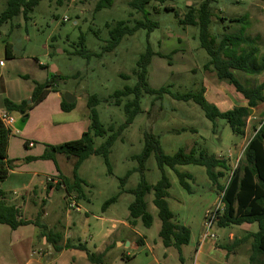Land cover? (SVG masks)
Here are the masks:
<instances>
[{
	"label": "rangeland",
	"instance_id": "obj_1",
	"mask_svg": "<svg viewBox=\"0 0 264 264\" xmlns=\"http://www.w3.org/2000/svg\"><path fill=\"white\" fill-rule=\"evenodd\" d=\"M96 1L62 0L59 4L57 0H40L29 13V19L25 20L20 14L1 24L0 60L6 63V67L3 68L4 75L2 81L0 79V85L5 84L16 91L27 84L23 82L21 74H27L36 82L45 78L50 81L54 77L53 86L62 96L65 93L77 96V107L71 115L63 114L61 120L64 122L82 118L87 111L84 106L87 95L95 94L99 99L95 109L106 134L93 138L94 147H98L125 121L123 105L132 99L133 95L123 97L121 104L116 105L113 103L112 94L125 86L135 85L136 77L132 71L148 43L154 52L168 55L161 57L155 54L151 57L147 68V82L151 88L170 86L173 92L204 89L207 100L221 110L245 104L242 95L236 92L232 85L217 80L213 71L203 69L209 56L199 44L198 27L180 22L186 13V7H197L201 0H166L163 3L151 1L141 12L132 10L128 6V0H114L110 7L94 11ZM4 7L5 1L0 0V12ZM166 7L171 9L167 10ZM210 10L212 16L209 32L212 37L218 39L217 36L221 33L237 32L243 27V34L256 40L255 58H264V0H212ZM144 16L156 21L157 27L149 33L146 29H138L132 35L124 36L112 51L103 50L108 40L107 24L124 20L132 25L134 20ZM221 17L226 20H220ZM231 17H240L243 22L230 23L228 19ZM82 38L85 48L92 53L89 58L78 52ZM5 42L12 44L14 53L24 58L11 65L3 55ZM245 47L247 46L242 44L239 49ZM123 75L128 77L124 78ZM235 75L247 85L264 81V71L259 75H246L236 71ZM41 105L30 116L28 127H33L35 119L56 105V100L54 96H50ZM139 106L140 110L132 123L117 136L111 146L108 156L111 170H108L103 158L95 154L84 159L78 167L77 173L86 184L82 185L85 197L77 200V210L67 209L65 202L60 203L63 193L54 190L53 199L57 201V212L62 221L66 220L70 226L66 229L68 237L76 241H87L91 250L95 244L97 246L103 241L104 233L110 226L109 222L100 221L97 216L109 214L128 221V206L134 199L129 190L134 189L140 181L139 172L134 170L138 163L133 159V155L140 153L143 148L144 132L158 137L165 154H173L179 148L189 151L194 146L197 152L203 150L209 155L214 154L220 159H225L228 170L218 179V182L225 184L231 170L241 160L254 127H259L264 120L263 102L252 109L246 121L244 135L238 136L231 132L223 119L216 120L213 132L211 122L192 101L176 100L168 94L155 98L142 92ZM12 114L18 121V112ZM19 119L22 121L25 118L20 116ZM42 133L45 139L37 141L35 150L41 149L44 152L48 145L58 144L50 142L63 138L57 130L48 126ZM15 148L10 158H18L27 152L23 142ZM75 160V157L67 158L63 154L55 156L60 170L70 177ZM49 163L51 164L45 159L38 161V164H42L46 169ZM176 168L180 172L191 174L192 178L187 179L190 191L179 184L178 176L172 169L165 167V174L170 181L166 201L174 215V222L189 229V242L180 249L174 246L165 247L162 244L158 235L161 222L152 203L153 193L150 191L144 198L146 209L152 216L151 225L145 227L140 219H136L134 231L123 224H117L120 239L138 241L143 236L145 243L124 247L127 243L125 241L124 246L112 250L106 257L105 264H194V251L204 231L205 214L216 206L223 205L221 195L206 175L204 166L185 164ZM128 171L130 173L121 183V178ZM160 175L155 157L151 154L145 163V180L149 184H155ZM44 194L43 191L42 196ZM114 195H117L116 200L103 209V203ZM107 208L108 212L105 213ZM242 228V225H214L215 237L212 241L221 243L224 247L222 250L213 248V251L223 256L227 250L233 254L237 250L241 252L250 248L251 237L236 239L243 236ZM250 228L257 231L256 223L250 224ZM229 233L235 234L233 240L229 239ZM123 252H129L130 260L122 257ZM197 264L209 263L199 261Z\"/></svg>",
	"mask_w": 264,
	"mask_h": 264
},
{
	"label": "trees",
	"instance_id": "obj_2",
	"mask_svg": "<svg viewBox=\"0 0 264 264\" xmlns=\"http://www.w3.org/2000/svg\"><path fill=\"white\" fill-rule=\"evenodd\" d=\"M4 1L5 7L0 12V25L20 14L25 20L29 19V13L40 0ZM113 1L97 0L94 11L110 7ZM151 1L163 3L166 0H128V6L134 11L141 12ZM57 2L60 4L62 0H57ZM211 2L212 0H201L197 7L188 5L186 7V13L180 19V22L198 27L199 44L209 56L203 65V69L213 71L217 80L232 85L235 91L242 95L245 104L235 105L226 110H221L207 100L204 95V89L173 92L170 90V86H162L157 89L151 88L147 82V68L150 64L151 57L155 54L161 57H167L168 55L154 52L148 43L145 52L141 53L136 61V68L132 71V74L136 77L135 85L132 87L125 86L121 90L114 91L112 94L114 99L113 103L116 105L121 104L123 97L133 95L132 99L127 100L123 105L126 119L119 125L117 131L114 132L113 128L110 127V130L113 132L98 147H94L93 138L104 136L106 130L100 122L95 109L99 99L95 94H89L86 97L90 120L88 129L83 131L77 139L56 145H48L41 155L30 156L25 160H52L57 168L55 154H63L67 158L75 157L76 160L73 165L71 177L59 173L57 177L60 179V182L55 187L62 188V185L65 194L75 193L77 200L83 199L85 194L82 185L86 184V181L79 177L77 173L78 167L84 159L95 154L100 155L107 165L108 170H111L108 160L111 146L117 136L132 123L138 114L142 92L153 95L155 98H161L163 94H168L176 100L192 101L200 107L204 116L211 122L213 132L215 131L216 120L223 119L233 134L238 136L244 135L246 121L252 109L264 102V81L254 85H247L236 77L235 72L239 71L246 75H259L264 71V58H255V53L257 52L256 40L245 36L241 30L243 27L237 32L221 33L217 36L218 39L210 35L209 26L212 16L210 10ZM166 9H171V7H166ZM220 20H226V18L221 17ZM228 21L230 23H242L243 19L240 17H231ZM107 27L108 40L103 50L112 51L124 36L132 35L138 29H146L149 33L157 27V22L149 20L144 16L142 19L134 20L132 25L127 24L124 20H119L112 24H107ZM80 43L81 48L78 52L84 57L89 58L92 53L85 48L83 38ZM4 44L5 57L8 59L13 58L10 45L7 42ZM242 44L247 47L239 49ZM123 77L127 78L128 75H123ZM54 81L55 79L52 77L50 81L46 79L43 82H35L29 103L26 100L16 103L7 98H3V107L9 112H19L25 116L28 110L40 103L50 90L57 91L53 87ZM74 106V101L68 103L62 98L60 104L62 111L68 112ZM190 130L195 132L194 129ZM10 135L11 130L5 127L0 121V224H6L11 229H16L19 226L33 223L40 228L41 235L46 238L52 250L55 252H59L62 248H76L86 253V258L91 264H105V252L97 253L91 251L85 242L77 240L72 243L69 238H67L63 245L60 244L59 242L62 239L61 233L48 230L47 226L43 223L20 218L18 208L13 205H8L2 200L5 193L1 189V182L5 180L10 169L13 167L11 160L7 158V145ZM143 137L144 143L141 152L133 155V159H136L138 163L137 168L134 170L139 172L140 181L134 189L129 190L134 195V199L128 206V223L134 226L136 219H140L145 227L151 225L152 216L146 209L144 197L148 192L152 191V203L157 209V216L161 222L158 235L162 244L165 247L174 246L177 249L187 244L190 239V231L186 226L174 222V215L166 201L170 181L165 174L164 168L168 167L172 169L178 176L179 184L187 191H190L187 179L192 178L191 174L180 172L176 167L185 164L201 165L205 167L206 175L221 195L223 207L222 211L218 213L216 225L218 227H228L243 223H256L257 231L246 234L242 240L248 237L252 238L249 264H264V120L260 123L259 127H254V132L243 150L241 160L231 170L225 184L218 182V179L225 175L224 171L228 170L225 159H220L214 154L209 155L203 150L197 152L194 146L189 151H186L184 148H179L173 154H165L156 135L144 132ZM151 154L154 155L161 174L155 184H149L144 177L145 163ZM129 173L130 171L121 178V183L124 182ZM116 198L117 195H114L107 199L103 203V209L114 202ZM137 244H143L141 238L138 239ZM227 252L230 251L227 250Z\"/></svg>",
	"mask_w": 264,
	"mask_h": 264
},
{
	"label": "crops",
	"instance_id": "obj_3",
	"mask_svg": "<svg viewBox=\"0 0 264 264\" xmlns=\"http://www.w3.org/2000/svg\"><path fill=\"white\" fill-rule=\"evenodd\" d=\"M7 43L11 47L13 58L8 59L5 57V44L2 51L4 57L11 65L14 64L15 61L24 58V56H17L14 53L12 44L9 42ZM5 67L6 63L0 65L1 81L4 75L3 68ZM21 77L24 78L22 79L23 82L27 84L25 87L18 88L16 91L11 90L5 84L0 85V111L5 109L2 104L3 98H7L16 103L22 100H29L36 81H34V78H29L30 76L27 74H21ZM45 80L46 78L42 81H38L43 82ZM50 96H54L56 105L51 106L47 112L41 114V117L35 119L33 127H28V120L32 113L35 112L36 108H40L42 106L41 104ZM62 98L63 96L61 93L52 89L40 103L28 110L25 116L18 112V116L16 117L18 121L16 119L14 121L7 145V158L11 160L13 167L10 169L5 180L1 182V189L5 193L2 200L8 205H13L18 208L20 211V218L43 223L47 226L48 230L61 233L62 239L59 243L63 245L67 238H69L72 243L76 241L68 237L69 235L66 233V229L70 228L69 223L66 222V220L62 221L61 216L57 212V201L53 199L55 189L57 191H62L63 196L60 198V203H64L65 191L63 188H57L55 185L48 183L46 179L48 176L56 177L59 173L67 177L70 176L63 173L59 167L56 168L52 160H45L51 162V164L49 163V165H47L48 169L42 164H38V161L41 159L25 160L27 157L39 156L43 153L41 149L35 150V147L39 139H45L42 132L47 126L57 130L60 136L63 137L62 140H56V142H50V144H59L77 139L83 131L88 129L90 120L87 104L85 103L84 105L87 111L82 118L73 120L72 122H64L61 120L63 114H68L69 116L71 112L76 109L77 96L74 100V108L68 112L62 111L60 108ZM85 115H87V117H85ZM20 116L25 119L21 121L19 119ZM16 135H18V137ZM60 136H58L57 139H59ZM22 142L24 150L27 152H24L22 156L18 158H10L14 151L13 148L16 147L15 149H17V146L19 147ZM25 143H27V145H25ZM30 143L32 145H29ZM56 155L58 154H55V156ZM43 191L45 193L44 196H42ZM107 212L108 208L105 213ZM97 219L110 223L109 228H107L104 233L103 241L97 246L95 244L94 249L91 250L87 241L78 239L81 242H85L91 251L97 253L105 252L106 259L113 249L124 246L125 241L129 242V246L137 244L136 239L119 238L120 233L117 224H123L134 230V226L130 225L127 220H121L109 214L97 216ZM241 225L243 226V236H238L236 239H242L246 234L256 231L250 228V224L243 223ZM37 227L38 226L32 223L19 226L16 229H11L6 224H0V264H91L86 258V253L82 250L76 248H62L59 252L52 250L50 243L41 235L40 228ZM234 237L235 234L229 233L230 240H233ZM141 238L143 243H145L144 237L141 236ZM223 247L221 243H216L212 241V239H201L197 243L194 251V264L199 263V261L209 264H249V256L251 254L250 248L241 250V252L237 250L233 254L227 252L223 256L213 251V248L222 250ZM122 257L126 258L127 261L130 260L129 252H123Z\"/></svg>",
	"mask_w": 264,
	"mask_h": 264
},
{
	"label": "built area",
	"instance_id": "obj_4",
	"mask_svg": "<svg viewBox=\"0 0 264 264\" xmlns=\"http://www.w3.org/2000/svg\"><path fill=\"white\" fill-rule=\"evenodd\" d=\"M65 19L66 18H64V20ZM3 63L4 62L2 60H0V65H3ZM0 121L3 123V125L5 127L12 130L15 118H14V115L12 114V112H9V111L3 109L0 111ZM29 145H32V144L30 143ZM46 180L48 183H51L53 185H56L57 183L60 182V179L57 176L56 177L48 176ZM61 187L63 188L62 185H61ZM64 202L66 204L67 209H76L77 210L79 208L75 193L65 194L64 195ZM222 207L223 206H216L215 209L209 210L205 214L204 231H203L202 237H201L202 240L212 239L215 237L213 226L216 225L217 216H218V213L222 211Z\"/></svg>",
	"mask_w": 264,
	"mask_h": 264
},
{
	"label": "water",
	"instance_id": "obj_5",
	"mask_svg": "<svg viewBox=\"0 0 264 264\" xmlns=\"http://www.w3.org/2000/svg\"><path fill=\"white\" fill-rule=\"evenodd\" d=\"M63 98H64V100H65L66 102H68V103H72V102L75 100V97H74L72 94H70V93H65V94L63 95ZM29 102H30V101L27 100V103H29ZM126 246H129V242L126 243Z\"/></svg>",
	"mask_w": 264,
	"mask_h": 264
}]
</instances>
